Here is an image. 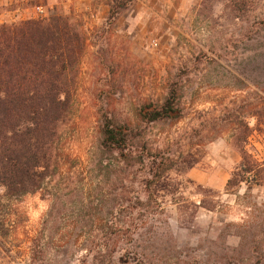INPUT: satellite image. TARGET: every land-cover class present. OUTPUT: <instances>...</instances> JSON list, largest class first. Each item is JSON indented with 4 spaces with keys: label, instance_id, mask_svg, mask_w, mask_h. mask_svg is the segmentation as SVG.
<instances>
[{
    "label": "rangeland",
    "instance_id": "374dc122",
    "mask_svg": "<svg viewBox=\"0 0 264 264\" xmlns=\"http://www.w3.org/2000/svg\"><path fill=\"white\" fill-rule=\"evenodd\" d=\"M110 1L0 0V24L40 19L41 7L44 18L71 16L86 38L59 167L36 194L0 190V264H248L233 252L236 225L264 223V187H225L244 125L264 156V132L247 116L264 98V0H185L176 12L153 1L157 21L134 0L112 26ZM170 89L182 95L181 119L143 123L138 111ZM107 121L127 130L121 154L101 147ZM167 158L176 166L162 174ZM181 163L193 166L178 172Z\"/></svg>",
    "mask_w": 264,
    "mask_h": 264
},
{
    "label": "trees",
    "instance_id": "16d2710c",
    "mask_svg": "<svg viewBox=\"0 0 264 264\" xmlns=\"http://www.w3.org/2000/svg\"><path fill=\"white\" fill-rule=\"evenodd\" d=\"M133 1L111 0L108 25L112 26ZM213 1L217 0L202 3ZM228 2L237 7L236 0ZM241 6L250 9L252 1L242 0ZM85 47L86 38L80 25L68 15L0 24V190L5 199L40 192L59 167L55 158L59 127L70 113V92ZM181 97L170 89L161 103L144 105L137 115L146 124L175 123L181 119ZM247 110V116L255 117L258 130L264 132V98L258 105L247 106ZM244 128V134L233 139L241 161L227 181L226 191L242 186L247 190L253 186L264 187V156L249 145L252 130L248 124ZM100 133L102 149L119 154L127 149L128 134L124 127L107 121ZM166 162L169 165L162 169V174L176 166L171 158ZM192 166L181 163L175 170L185 172ZM2 203L0 200V208ZM199 207H204L203 201ZM261 219L253 216L236 225L241 230L240 241L233 252L244 256L248 264L253 261L258 264L264 258Z\"/></svg>",
    "mask_w": 264,
    "mask_h": 264
},
{
    "label": "crops",
    "instance_id": "0c3cea01",
    "mask_svg": "<svg viewBox=\"0 0 264 264\" xmlns=\"http://www.w3.org/2000/svg\"><path fill=\"white\" fill-rule=\"evenodd\" d=\"M153 1L157 3H162L161 5L162 7H165L168 4L169 7L173 8L174 12H176V10H179L180 7H183L185 0H139L138 3H139L140 8L138 12H139L140 17H143V20L147 18L146 16L148 14H152L153 15L152 18L155 21L160 19L158 15L162 14L163 12L161 10L157 11V9L155 11L153 10V8L150 9V7H153V5H150V3ZM104 8L105 9L103 13L106 14L108 12L107 6H105Z\"/></svg>",
    "mask_w": 264,
    "mask_h": 264
},
{
    "label": "built area",
    "instance_id": "2783aa9c",
    "mask_svg": "<svg viewBox=\"0 0 264 264\" xmlns=\"http://www.w3.org/2000/svg\"><path fill=\"white\" fill-rule=\"evenodd\" d=\"M37 11L40 13V14H43L40 18H44L46 15L43 13L44 11L41 9V7H38L37 8ZM155 45V44H154Z\"/></svg>",
    "mask_w": 264,
    "mask_h": 264
}]
</instances>
